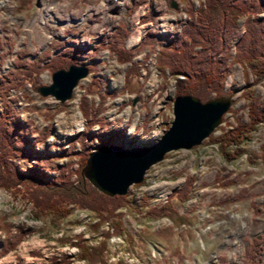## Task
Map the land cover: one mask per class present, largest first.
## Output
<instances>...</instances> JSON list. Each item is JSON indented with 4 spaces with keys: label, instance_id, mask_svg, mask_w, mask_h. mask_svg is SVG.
I'll return each instance as SVG.
<instances>
[{
    "label": "rangeland",
    "instance_id": "rangeland-1",
    "mask_svg": "<svg viewBox=\"0 0 264 264\" xmlns=\"http://www.w3.org/2000/svg\"><path fill=\"white\" fill-rule=\"evenodd\" d=\"M7 1L11 12L0 11L2 74L17 68L14 60L22 49L26 52H20L21 58L26 62L34 59L40 63L47 61L61 50L58 40L63 41L64 47L75 45L82 49L88 58L71 55V51L66 56L96 64V70L81 79L72 97L64 102L38 90L39 86L52 81L49 69L33 71L28 76L20 73L22 82L17 88L10 89L8 95L13 98L20 119L37 128V132L29 136L30 148L56 155L63 152L59 146L72 144L71 139L86 122L79 108L82 97L93 104L101 96L105 97L102 116L109 129L121 130L117 132V144H150L165 133L173 119L174 81L161 83L162 72L156 65L162 45L160 36L178 30L186 20V10L191 3L194 7L199 5L197 0H145L134 11L126 4L136 0H32L23 9H20V0ZM227 14L236 25L237 33L230 42L232 56L235 42L245 31L247 14L236 7ZM119 22L125 23L129 29L124 46L134 50L135 61L144 63L141 74H132L127 82L124 72L129 64L119 63L115 54L100 47V39L109 36ZM137 30H141V37L152 30L159 35L158 41L140 49H135L139 42L128 46V38ZM10 44L13 50L8 49ZM45 49L49 56L40 59ZM20 68H26V65ZM238 71L240 78L235 76ZM93 77L101 81L100 86L94 83L90 90H86ZM249 77L252 81L250 92L264 105V76L255 79L249 73ZM245 81L243 67L239 63L232 64L223 87V91H231L228 97L225 96L231 101L230 107L213 135L221 133V128L228 129L248 119L246 100L241 96L246 88ZM108 91L115 92V96L108 95ZM157 104L160 108L155 115L153 108ZM75 112L83 122L81 129L72 124ZM135 120V127L131 130ZM97 128L95 125L92 130ZM45 131L48 132L45 141H38L39 134ZM207 138L200 144L166 152L163 159L147 169L141 182L128 188L125 200L117 209L122 214L125 231L107 240L108 262L123 259L126 264H221L220 258H224L228 264H264V161L258 157L256 163H251L246 154L227 161L217 144L207 142ZM97 143L94 141L93 145ZM261 144H264V121L249 134V138L244 137V146L259 154ZM73 145L74 149L67 156L55 159L53 164L75 162L72 168L78 167L81 171L86 160L78 166L74 152L79 150V143ZM12 163L23 171L33 160L13 158ZM56 172L55 169L51 173L55 175ZM226 174L230 177L239 175L240 181L229 186L218 184L216 177ZM189 175L196 176L190 199L182 202L173 195L171 200L175 209L189 214L190 223L174 227L170 235L159 237L156 231L170 225L171 221L167 217L153 219L146 210L149 205L164 202ZM32 189L35 186L23 182L15 187L0 186V244L10 242L19 232L25 233L14 249L0 255V262L8 257L7 264H50L52 256L68 255L74 263L88 264L76 260L78 249L72 242L79 234L86 244L100 242L101 233L91 228L97 220L96 212L74 203L70 212L54 224L50 214L35 215L36 208L29 197ZM241 192L247 193L248 197L232 200ZM4 224L9 226L6 231L2 229ZM107 228V222L100 226V230ZM254 238L261 241L258 257L252 255L256 252L248 250L249 242Z\"/></svg>",
    "mask_w": 264,
    "mask_h": 264
},
{
    "label": "trees",
    "instance_id": "trees-1",
    "mask_svg": "<svg viewBox=\"0 0 264 264\" xmlns=\"http://www.w3.org/2000/svg\"><path fill=\"white\" fill-rule=\"evenodd\" d=\"M145 0H136L126 5L132 11L136 10ZM187 1V0H183ZM199 5L194 7L193 3L186 10V20L180 28L173 32L161 35L162 45L156 59V65L162 72V84H169L174 81V96L177 94H191L207 100L215 96H229L231 91H223L224 80L227 78L232 64L239 63L244 70L246 77V88L241 96L246 100L248 119L245 122H238L230 128H221V133L213 135L211 133L207 142L216 143L220 153L227 161H232L239 156L246 154L251 163H256L258 157L264 161V144L259 150L261 154L249 150L244 146V137L249 138L252 131L257 130L258 124L264 121V105L260 99L249 90L252 81L249 73L255 79L264 76V0H197ZM32 0H20V9L28 6ZM239 8L247 18L244 21L245 31L235 42L234 54L231 56L230 42L236 33V25L227 14L232 8ZM147 13L145 17H147ZM254 15V17H252ZM129 34L127 25L119 22L109 36L100 39V47L106 48L113 54L119 63H128L124 72V79L127 82L132 74H141L144 67L143 61L133 59V49L126 48L124 41ZM158 34L148 30L140 39L135 49H140L145 45L154 44L158 41ZM59 43L58 52L45 62L40 63L38 59L30 62L24 61L21 53L26 50H19L15 58L17 68L9 69L2 74L0 70V100L2 111L0 112V186L15 187L17 183H27L35 186L29 191L30 198L36 208L35 215L50 214L52 223L57 224L71 210L72 204L89 208L96 212L97 220L91 224L94 231H99L102 239L94 245L86 244L82 236H76L73 241L78 249L75 258L85 261L88 264H126L123 259L115 263L108 262L106 257L107 240L113 235H122L125 231L121 212L117 209L125 200V195L109 196L98 191L90 181L85 178L80 168H72L75 162H65L53 164L55 159L67 156L74 149V142L79 143V150L74 152L78 166H82L90 152L103 145L114 144L119 137L117 132L121 130H111L107 126L106 119L102 116L104 112V96L99 98L96 104L90 103L86 97H82L79 102L80 111L86 120L83 128L71 139L72 144L62 145L63 152L51 154L40 152L30 148L29 136L37 132V128L30 126L28 121L20 119V113L14 105V100L8 95L10 89L18 87L20 73L29 75L33 71L39 72L49 69L51 72L60 67H67L70 63H81L72 56H66L68 51L71 55H83V50L75 45L63 46V41ZM8 49L13 50L10 44ZM40 59L49 56L48 50L41 52ZM88 58V57H87ZM0 57V67L2 65ZM26 65V68H20ZM89 71L96 70L95 63H87ZM1 69V68H0ZM101 81L93 77L87 85L86 90H90L92 85ZM108 95L115 96V92L108 91ZM28 124V125H27ZM145 124V122H144ZM98 125L96 130H92ZM102 129V131H100ZM167 130V129H166ZM38 141L44 142L48 132L40 133ZM94 141H98L93 145ZM117 144V143H116ZM133 144V143H131ZM33 160L25 170L21 171L14 166L12 159ZM57 170L53 175L51 172ZM76 175L72 178V175ZM195 175L186 177L181 187L171 192L164 202L149 205L146 213L153 219L167 217L171 224L156 231L159 237H166L173 232L174 227H180L190 223L188 213L179 212L172 205L171 197H176L184 202L190 199L194 190ZM240 181V176L230 177V174L216 177V182L222 186H229ZM139 185V184H136ZM248 197L247 193H239L232 200H241ZM107 222L108 228L100 230V226ZM5 231L9 229L7 224L3 226ZM25 233L19 232L10 242L0 244V255L5 254L24 238ZM258 238L249 242V252L258 257L260 244ZM221 264H228L224 258H220ZM50 264H83L74 263L68 255L64 257L52 256ZM19 264V263H16Z\"/></svg>",
    "mask_w": 264,
    "mask_h": 264
},
{
    "label": "water",
    "instance_id": "water-1",
    "mask_svg": "<svg viewBox=\"0 0 264 264\" xmlns=\"http://www.w3.org/2000/svg\"><path fill=\"white\" fill-rule=\"evenodd\" d=\"M89 73L86 62H73L67 67L54 70L51 74L52 81L39 86L38 90L43 95H52L60 102H64L72 97L79 81ZM230 103V99L225 96L202 100L191 94H177L172 102L173 119L160 138L150 144L133 143L130 146L103 144L90 152L85 165L81 168V174L100 192L110 196L124 195L132 184L143 180L147 169L163 159L166 152L200 144L203 139L214 133L222 123ZM112 155L120 162L132 160L136 168L126 172L115 165L111 166L113 170H102L100 159Z\"/></svg>",
    "mask_w": 264,
    "mask_h": 264
},
{
    "label": "bare ground",
    "instance_id": "bare-ground-1",
    "mask_svg": "<svg viewBox=\"0 0 264 264\" xmlns=\"http://www.w3.org/2000/svg\"><path fill=\"white\" fill-rule=\"evenodd\" d=\"M0 11L6 12V13H10L11 12V6L9 5L7 0H0ZM140 38H141V30L134 31L131 34V36L128 38L127 45L131 46V45L137 44L139 42ZM235 76L240 78L241 77L240 72L239 71L235 72ZM232 79H233V76L230 78L229 82H231ZM159 108H160L159 104L154 106L153 114L157 115V113L159 112ZM136 117H138V115H136ZM72 122H73L72 124H74L76 129H81L82 126H83V122L81 120V117H80V115L77 112L73 113ZM135 124H136V120L134 121V123H133V125L131 127V130L134 129ZM117 160H118V158L115 155H112V157L109 156V157L101 158L100 159L101 162L99 164H100L102 170H113L112 169L113 167L111 168V166H115V165H118L119 168L120 167L123 168L124 170H126V172L128 170L130 171L133 168H136L135 163H133L132 160L131 161L124 160L125 162H123V161L120 162L119 160L118 161ZM122 175H125V174H122ZM114 181H115V179H114ZM114 181H113V183H114ZM115 182H117V180ZM8 262H9V258L6 257L3 260H1L0 264H7ZM207 264H211V263H207Z\"/></svg>",
    "mask_w": 264,
    "mask_h": 264
},
{
    "label": "crops",
    "instance_id": "crops-1",
    "mask_svg": "<svg viewBox=\"0 0 264 264\" xmlns=\"http://www.w3.org/2000/svg\"><path fill=\"white\" fill-rule=\"evenodd\" d=\"M21 248H22V244H21ZM27 252V251H26ZM29 255V253H27Z\"/></svg>",
    "mask_w": 264,
    "mask_h": 264
}]
</instances>
